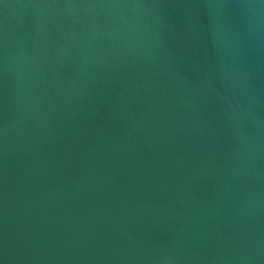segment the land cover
<instances>
[{
  "label": "water",
  "instance_id": "obj_1",
  "mask_svg": "<svg viewBox=\"0 0 264 264\" xmlns=\"http://www.w3.org/2000/svg\"><path fill=\"white\" fill-rule=\"evenodd\" d=\"M0 264H264V0H0Z\"/></svg>",
  "mask_w": 264,
  "mask_h": 264
}]
</instances>
